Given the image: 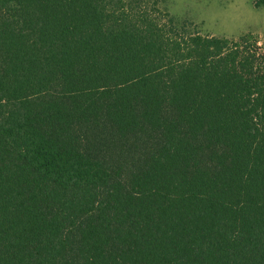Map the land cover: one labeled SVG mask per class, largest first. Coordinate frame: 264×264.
I'll return each mask as SVG.
<instances>
[{
	"label": "trees",
	"instance_id": "trees-1",
	"mask_svg": "<svg viewBox=\"0 0 264 264\" xmlns=\"http://www.w3.org/2000/svg\"><path fill=\"white\" fill-rule=\"evenodd\" d=\"M163 12L0 0V264H264L259 40Z\"/></svg>",
	"mask_w": 264,
	"mask_h": 264
},
{
	"label": "rangeland",
	"instance_id": "rangeland-1",
	"mask_svg": "<svg viewBox=\"0 0 264 264\" xmlns=\"http://www.w3.org/2000/svg\"><path fill=\"white\" fill-rule=\"evenodd\" d=\"M142 4L185 21L190 32L226 37L250 34L259 40L257 52L264 54V4L260 0H142Z\"/></svg>",
	"mask_w": 264,
	"mask_h": 264
}]
</instances>
